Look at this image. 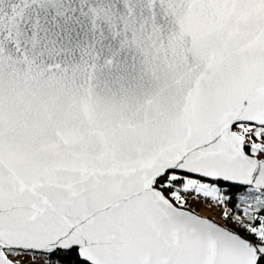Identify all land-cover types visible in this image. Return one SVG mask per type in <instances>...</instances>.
I'll list each match as a JSON object with an SVG mask.
<instances>
[{"label": "snow or ice", "instance_id": "snow-or-ice-1", "mask_svg": "<svg viewBox=\"0 0 264 264\" xmlns=\"http://www.w3.org/2000/svg\"><path fill=\"white\" fill-rule=\"evenodd\" d=\"M0 264H264V0H0Z\"/></svg>", "mask_w": 264, "mask_h": 264}]
</instances>
